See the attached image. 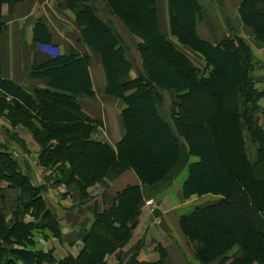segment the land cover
Here are the masks:
<instances>
[{
	"label": "trees",
	"instance_id": "16d2710c",
	"mask_svg": "<svg viewBox=\"0 0 264 264\" xmlns=\"http://www.w3.org/2000/svg\"><path fill=\"white\" fill-rule=\"evenodd\" d=\"M5 1L9 0H0V34L3 29L1 5ZM67 2L80 8L83 0ZM106 2L115 10L133 8L132 21L136 30L132 25L131 29L143 38L138 50L145 76L121 84L118 78L123 73L121 64H126L118 39L109 27L95 18L91 7L83 6L77 15L78 24L84 25L81 35L86 43L101 53L107 92L123 97L129 103L123 113L125 135L116 151L89 136L91 125L97 124L95 119L75 112L78 109L73 98L76 94L93 95L87 55L58 54L46 60L36 68L43 70H35L30 76L47 77L50 88H38L33 95L0 75V94L10 96L12 108L28 119L36 117L46 131L45 138L55 141L49 146L41 145L39 162L44 166L49 162H67L71 167V179L78 178L79 191L84 197L86 188L103 179L109 171L119 175L132 168L144 184L160 181L179 156L182 139L188 154L198 157L189 164L182 184L183 193L219 196L217 200L198 205L178 217L182 233L193 244L194 257L200 264L218 260L217 264H264V230H259L255 224L256 216L264 214V195L254 193V187L264 183V171L254 174L249 171L259 167L264 170V129L255 119L262 93L254 87L250 74L253 57L249 48L236 38L225 37L216 44L201 39L195 30L192 0H169L173 14L171 33L211 65L205 74L159 31L156 11L152 7L155 0ZM240 13L246 25L256 32H264V15L243 7ZM44 26L37 22L34 35L36 40L46 43L49 35ZM131 87H135V91L125 96L123 91ZM159 89H172L177 93L170 105V121L157 110L161 100ZM214 96L218 97L216 102L228 98L227 106L220 112L207 100ZM221 125L228 130L223 136ZM224 139L232 145L236 167L223 155ZM247 139L255 146L253 152L247 148ZM79 147L92 149L95 165L79 158L83 154L78 151ZM4 182L19 189L27 200L17 206L11 218H7L0 206V264L55 263L50 251L29 247L33 245V229L39 226L47 227L55 236L61 237L58 220L41 194L42 186L32 185L17 160L0 147V202ZM141 201L138 186L125 187L108 209L95 213L80 253L76 257L67 255L57 263L104 264V256L129 238ZM27 211L35 221L27 222L20 217ZM103 227L112 233V237L97 245L101 235L99 229ZM235 245L240 246L239 255L223 260ZM155 264L165 263L160 260Z\"/></svg>",
	"mask_w": 264,
	"mask_h": 264
},
{
	"label": "crops",
	"instance_id": "0c3cea01",
	"mask_svg": "<svg viewBox=\"0 0 264 264\" xmlns=\"http://www.w3.org/2000/svg\"><path fill=\"white\" fill-rule=\"evenodd\" d=\"M91 3L95 18L112 30L118 39V46L125 50L124 53L119 48L126 64L124 72L118 77L119 82L125 84L129 80L144 77L142 58L137 47L139 42H143L141 35L129 28L131 24L126 21V18L122 21L113 15L110 10L114 9L107 5L106 0H91ZM192 4L195 30L201 39L212 44L218 43L225 37L247 42L246 45L250 48L253 57L250 74L254 87L262 93L257 114L264 118V32H256L253 27L246 25L240 13V8L243 7L256 14L264 15V0H192ZM80 5L83 7L88 3L83 1ZM82 7L70 5L67 0H9L3 2L1 5L3 29L0 34V75L33 95L32 90L34 89L50 88L47 77L30 76V73L35 70L42 71V68H36L46 60L58 54L75 55L76 57L87 55V70L93 95L78 93L75 97L88 115L98 121L99 128L92 133L91 139L105 143L116 151L117 144L125 135L126 126L123 113L129 108V103L123 97L107 92V76L101 53L86 43L81 35L84 25L77 22V15L82 11ZM152 7L156 11L159 31L162 34H168L173 16L170 12L169 0H155ZM37 22L45 25L49 42L45 43L35 39L34 27ZM118 35L123 40L122 44H119ZM253 35L255 38L252 37ZM177 49L203 73L207 74L211 69V65L206 64L200 53L189 49L190 53L192 51L196 53L194 56L193 53L189 55V52ZM133 50H135L134 53ZM130 56L134 58L133 67L129 65ZM193 58H196L199 63ZM135 89L131 87L125 89L123 93L128 96ZM159 93L161 100L157 104V110L162 117L169 120V114L165 115L160 106L172 105L177 93L172 89H159ZM6 98L10 100V96ZM2 124L5 126L4 133L8 135L6 126L10 125L4 119ZM261 127L264 129V126L261 125ZM10 138L14 139L13 136ZM25 139L29 141L28 138ZM33 149L36 151L35 159L27 156V168L19 165L21 171L24 174L26 172L32 185L45 186L43 198H50V200L53 198L57 202L55 207L48 204L47 206L55 210L58 215V229L61 237L55 236L47 227L39 226L33 232L34 243L30 248L50 251L55 258V263L51 264H58L57 262L67 255L76 257L80 253L84 246L85 235L92 227L95 213L108 209L115 201L117 194L127 186L139 187L142 203L139 205L134 220L135 225L130 230L129 238L119 242L113 251L104 256V264H131V262L133 264H155L160 260H163L165 264H200L186 247L188 240L178 224L180 214L173 212L174 217L171 220L163 218L161 223L156 224L151 206L147 204L148 200L152 203V199L155 198L160 200L166 198L169 202L175 201L173 193L170 192L171 185L178 184L179 188L175 189L176 192L177 190L179 193L182 191L189 164L198 160L197 156L188 154V147L182 139L179 142V156L174 160L168 174L160 181L149 185L144 184L132 168L125 169L119 175H113L109 171L103 179L86 188L84 197L79 191L78 178L71 179V167L67 162L60 166L58 175L51 179L52 171L37 163L39 149L35 147ZM2 185L4 202L12 196H17L20 191L9 187L5 182ZM205 195L219 198L218 195L210 193L202 196ZM202 196L191 195V197ZM164 212L168 214L171 210H163L162 213ZM33 219L30 214H25L23 218L27 222H32Z\"/></svg>",
	"mask_w": 264,
	"mask_h": 264
},
{
	"label": "rangeland",
	"instance_id": "374dc122",
	"mask_svg": "<svg viewBox=\"0 0 264 264\" xmlns=\"http://www.w3.org/2000/svg\"><path fill=\"white\" fill-rule=\"evenodd\" d=\"M83 1L85 3H88L87 6L91 7L90 6V4H92L91 0H83ZM110 12L113 15H115L116 17H119L122 21L124 20V18H126V21L129 22L132 25L134 30H136L135 26L133 24V21H132V19H134V17H133L134 16V9L133 8H123V9H120V10H115L114 9V10H110ZM129 28L131 29V26ZM118 36H119V40H120L119 44H122L123 40H121L120 35H118ZM166 37L168 38V40L170 42H172L175 45V47L183 49V50L189 52V55H191L192 53L194 54V56L196 55V53L193 52V51H192V53H190L191 50H189V48L187 46L182 45V43H180L178 41V38L171 33L170 25H169V31H168V34H166ZM252 37L255 38L254 35ZM242 43L244 45L247 44V42L245 40L242 41ZM140 44H141V42H139L137 44V47ZM122 48L123 47L120 46L121 51H123L125 53L124 48L123 49ZM249 50H250V48H249ZM132 52L134 53L135 50H133ZM130 58H131L130 59L131 63H129L130 61L128 59H127V61L129 63V65L131 67H133V65H135L134 62H133L134 58L132 56H130ZM193 59L197 63H199L196 58H193ZM129 65H127V66H129ZM121 66L123 67V72H124L123 64H121ZM41 88H44V87H41ZM41 88H39V89H41ZM32 91H33V94H34L36 89H34ZM73 98H75L74 100L76 101V104H78V109L75 110V112L78 113L79 115L80 114L88 115V113L78 103L77 98L76 97H73ZM216 98L218 99V97H216V96L208 97L207 100H208V102H211L212 104H214L216 106V108H218V110L220 112V111H222L223 106H225V105L227 106L228 98L226 99L224 97L221 100L219 99L217 102H216V100H217ZM49 104L51 105L50 102H49ZM208 104H210V103H208ZM160 107H161V111L165 115L169 114L170 105L167 106V107H165L164 105H161ZM69 111L70 110H67L68 113H72L71 111L70 112ZM2 118L5 120L6 123H8L10 125V126H6L8 128V132H7L8 135H6L4 133V127L5 126L2 124V122H3ZM0 119L2 120V121L0 120V138H1L0 139V147L6 149L9 152V154L12 155V157H14L17 160V163L22 165V166H24L25 168H27V166H26V164H27L26 157L30 156L31 159H35V152L36 151H35V149H33V147L38 148L39 151H38V154H37L38 155L37 163L41 167L46 168L49 171L50 170L52 171V173H51L52 177H50L51 179L53 177H55L56 175H58V169H60V166L64 165V163H66V162H63V163H60V161H58L56 163L49 162L48 166H44V165H42L39 162V153H40L41 147L44 145V143L47 146H49V144H54L55 141H54V139L45 138L46 135H47L46 131L42 129V127L39 124V122L36 119V117H31V118L29 117V119H28L21 111L15 109V108H12V106L10 105V100H8L6 97H3V95L0 94ZM255 119H256L258 124L264 126V118L261 115L256 114L255 115ZM169 121H170V119H169ZM96 123L98 124L97 120H96ZM94 124L91 125L89 136H91L92 133L96 132V130L99 128V125L96 124L97 126L96 125L94 126ZM11 127H13V129H11ZM221 132H222L221 135L223 136L226 133H228V130L225 128V126L223 127V125H221ZM10 136H13L14 139L12 140L10 138ZM25 138H28L29 141H27ZM40 138H44V139L41 140ZM220 139H221V137H220ZM27 145H29V146L27 147ZM223 146H225L226 149L223 148ZM223 146H221V150L223 152L224 157H226L227 158L226 160H228L234 167H236V159H235V157L233 155V151L234 150L232 148V145L230 144V142H228L226 139H224ZM29 147H30V150H29ZM247 148H248V150L250 152H253L255 150V146L250 142L249 139H247ZM78 151H82V153H83L82 156H80L79 158H81V159L83 158L84 160L88 161L91 165H95V160L93 159V156H92L94 154V152L92 151V149L79 147ZM249 154L252 155V153H249ZM46 169H44V170H46ZM262 169L259 167L257 169L256 168L250 169L249 171L251 172V174H254L256 172H263L264 170H262ZM257 170H260V171H257ZM25 174H26V172H25ZM169 182H167V183L169 184ZM170 187H172L170 192L173 193V195H174L173 199H175V201H170L169 202V200H166V198H164L163 200L155 198V199H152V203H148V205L151 206V211H152V214H153V217H154V223H156V224L161 223L163 218L171 220V218L174 217L172 215L173 212L181 214V213H184V212H188L189 210L193 209L194 207H196L198 205H202V204L217 200L212 195H205V196H202V197H191V195L184 194L183 191H181L179 193V190H177V192H176L175 189L179 188L178 184L171 185ZM42 189H43V191L41 192V194L43 195V192H45V189H46L45 186H42ZM254 193L256 194V196L264 195V183L262 185H260L259 187L255 186L254 187ZM26 200H27V196L25 194H22L21 191H18L17 196H15V197L12 196L6 202H4V199L2 198V200L0 202V204H1L0 206L2 207V209H3L4 213L6 214L7 218H11L13 216V211L17 208V206H19L22 202H24ZM44 200H45L46 205L48 204V205H50L52 207L56 206L55 203H57V202L55 201V199L52 198L50 200V198H48V199L44 198ZM169 209L171 210V212H169L168 214H167V212L162 213L163 210L169 211ZM51 211L53 212V214L58 219V215H57L56 211L55 210H51ZM25 214L29 215L30 212L27 211V212H25L23 214H20V217L23 219L25 217ZM256 218H257L255 220L256 227L259 230H264V214L260 213V214H258L256 216ZM33 221H35V220L33 219ZM36 222H38V221H36ZM40 224H42V223H40ZM40 224H38V225H40ZM36 229H38V228H34L33 232ZM99 233H101V235H100V240L97 243H95L97 245L104 244L105 242H107L112 237V233L105 227L99 229ZM32 235H33V233H32ZM32 239H33V236H32ZM33 243H34V241H33ZM30 246L31 245H29V247ZM186 247H187L189 253L192 252V255L194 256L193 244L190 243L189 241H187ZM239 252H240V246L239 245H235L223 257V260H231L233 257L238 256ZM218 262H219V260L218 261H214L211 264H217Z\"/></svg>",
	"mask_w": 264,
	"mask_h": 264
},
{
	"label": "built area",
	"instance_id": "2783aa9c",
	"mask_svg": "<svg viewBox=\"0 0 264 264\" xmlns=\"http://www.w3.org/2000/svg\"><path fill=\"white\" fill-rule=\"evenodd\" d=\"M148 203H151V200H148V201H147V204H148Z\"/></svg>",
	"mask_w": 264,
	"mask_h": 264
}]
</instances>
